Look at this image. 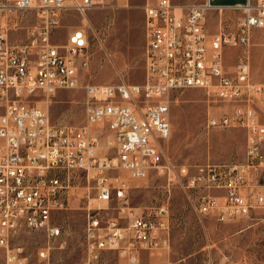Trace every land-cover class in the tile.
<instances>
[{
	"label": "built area",
	"instance_id": "built-area-1",
	"mask_svg": "<svg viewBox=\"0 0 264 264\" xmlns=\"http://www.w3.org/2000/svg\"><path fill=\"white\" fill-rule=\"evenodd\" d=\"M123 0H13L15 11H35L39 21L26 38L12 41L0 27V249L3 264H29L25 249L13 240L20 230L45 237L36 264H53L51 251L64 249L69 234L73 179L93 182L83 197L87 215L81 264H141L142 254L167 250L172 227L167 201L135 213L128 205V171L133 179L152 173L163 189L179 188L200 218L227 223L264 209V82L251 75V37L264 29V0L232 5L212 0L175 5L153 0L145 6V79L138 83L82 84V76L104 30L84 22L89 12ZM230 10L231 22L207 31V16ZM81 16L62 43L57 29L67 15ZM227 47L239 48L235 65L226 67ZM83 88L86 125L51 124L48 110L28 101ZM201 88L226 107L209 114L206 129L245 131L242 160L199 164L172 163L164 145L172 134L169 93ZM119 110L105 106V98ZM101 128L92 133L90 126ZM100 138L104 144L100 145Z\"/></svg>",
	"mask_w": 264,
	"mask_h": 264
},
{
	"label": "rangeland",
	"instance_id": "rangeland-1",
	"mask_svg": "<svg viewBox=\"0 0 264 264\" xmlns=\"http://www.w3.org/2000/svg\"><path fill=\"white\" fill-rule=\"evenodd\" d=\"M204 0H172L175 5L201 3ZM244 0H212L214 4L232 5ZM153 0H123L107 4L89 12L92 28L104 30L103 41L97 45L82 76V84L138 83L145 79V6ZM0 27L11 28L12 41H23L26 29L35 25L39 18L35 11H15L13 0H0ZM232 23L238 14L224 11L207 16V31L213 33L220 18ZM81 16L67 15L57 29L58 43L65 40L67 33L83 23ZM251 75L256 81L264 82V29H255L251 37ZM239 48L227 47L225 63L232 70ZM85 92L83 88L60 91L52 98L31 95L28 101L49 112L50 123L86 125ZM172 134L164 145L165 156L178 165L199 164L207 160L227 162L242 160L245 153V131L241 128L206 129L209 114H218L226 109L211 101L204 89L185 88L169 93ZM92 133L101 128L90 126ZM104 138H100V145ZM122 176L129 181L128 205L135 213L163 201L169 204L172 227L171 246L167 250L144 252L141 264H264V209L249 216L227 223L211 218H200L188 205L183 190L174 188L170 193L163 189L164 178L152 173L145 179H133L128 171ZM94 194L92 180L86 175L73 179L69 198V210L64 213L65 228L69 234L64 249L51 251L53 264H81L84 256V230L87 215L84 196ZM45 237L39 232L20 230L13 244L24 247L29 264H36L37 251ZM5 252L0 249V264ZM114 264V259H109Z\"/></svg>",
	"mask_w": 264,
	"mask_h": 264
},
{
	"label": "bare ground",
	"instance_id": "bare-ground-1",
	"mask_svg": "<svg viewBox=\"0 0 264 264\" xmlns=\"http://www.w3.org/2000/svg\"><path fill=\"white\" fill-rule=\"evenodd\" d=\"M2 8H4V6H0V9ZM105 106H111V110H119V102H113V97L105 98Z\"/></svg>",
	"mask_w": 264,
	"mask_h": 264
}]
</instances>
